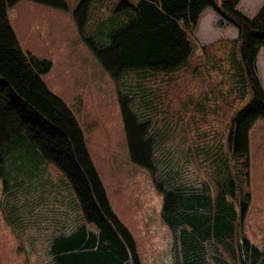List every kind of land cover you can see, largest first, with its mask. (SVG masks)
Instances as JSON below:
<instances>
[{"label":"trees","instance_id":"16d2710c","mask_svg":"<svg viewBox=\"0 0 264 264\" xmlns=\"http://www.w3.org/2000/svg\"><path fill=\"white\" fill-rule=\"evenodd\" d=\"M16 1L0 0V170L4 176V168L11 167L16 177V210L31 209L25 200L37 196L33 181L38 167L51 163L68 178L83 222L68 209L74 220L66 211L55 222L46 219L53 228L50 264H140L134 237L109 202L78 120L41 78L50 61L24 50L17 38L7 14ZM33 1L68 10L65 0ZM91 2L79 0L73 18L121 87L117 97L129 157L149 171L162 194L161 219L171 233L172 263L264 264V242H251L245 225L251 204L249 132L264 118V88L255 65L264 47V3L248 15L239 0H118L102 21L104 15L96 16ZM205 7L238 30L226 55L239 104L224 141L179 150L174 142L181 123L161 118L163 109L155 106L142 80L186 64L193 47L189 33ZM91 16L95 23L90 29ZM135 74L139 77L131 78ZM194 152L205 155L200 168L191 166Z\"/></svg>","mask_w":264,"mask_h":264},{"label":"rangeland","instance_id":"374dc122","mask_svg":"<svg viewBox=\"0 0 264 264\" xmlns=\"http://www.w3.org/2000/svg\"><path fill=\"white\" fill-rule=\"evenodd\" d=\"M65 1L68 10L33 0H17L8 7L7 14L22 48L50 61V68L41 78L78 120L112 208L134 237L140 264H173L171 233L161 219L162 194L149 171L129 157L117 97L121 87H117L79 33L72 14L79 0ZM117 1L92 0L91 5L96 6V16L104 15V21ZM215 18L211 19L206 12L201 14L195 30L189 33L193 47L185 65L149 73L142 80L153 93L155 106L163 109L161 118L166 116L170 123H181L174 142L179 150L193 148L194 144H211L217 139L224 141L229 117L239 104L226 55L229 40L235 34L219 26L218 17ZM94 23L91 16L90 29ZM260 59L263 66L264 59ZM204 157L202 152H194L191 166L200 168ZM249 163L251 204L245 219L246 234L251 242L262 244L264 118L257 119L250 129ZM41 164L40 174L33 181L37 196L25 200L26 207H31L25 213L16 210L18 184L11 167L4 168V176L0 170V264H50L47 246L53 228H48L46 219L55 222L59 218L56 216L68 209L78 215V223L83 222L66 175L51 163ZM37 199L40 200L35 202ZM67 213L74 220V215Z\"/></svg>","mask_w":264,"mask_h":264},{"label":"crops","instance_id":"0c3cea01","mask_svg":"<svg viewBox=\"0 0 264 264\" xmlns=\"http://www.w3.org/2000/svg\"><path fill=\"white\" fill-rule=\"evenodd\" d=\"M264 0H239V7L242 9V11H244L246 14L248 15H253L263 4ZM206 13H208L209 17H211V19H216L215 17H218L215 12H213L212 10L206 11ZM218 19V18H217ZM220 26L225 27L228 32H230L231 34H235L234 37L237 36V28L229 23H225L224 21H222V24ZM264 49V47H262L257 55H256V74L259 78V81L262 85V87L264 88L263 84L264 83V63L263 66H261L262 63V59H260L261 57H263L264 59V51L262 50Z\"/></svg>","mask_w":264,"mask_h":264}]
</instances>
